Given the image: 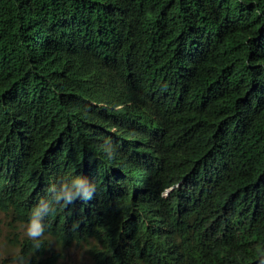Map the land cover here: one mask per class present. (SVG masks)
Instances as JSON below:
<instances>
[{
    "label": "trees",
    "instance_id": "trees-1",
    "mask_svg": "<svg viewBox=\"0 0 264 264\" xmlns=\"http://www.w3.org/2000/svg\"><path fill=\"white\" fill-rule=\"evenodd\" d=\"M76 175L26 264H264V0H0V213Z\"/></svg>",
    "mask_w": 264,
    "mask_h": 264
},
{
    "label": "clouds",
    "instance_id": "clouds-1",
    "mask_svg": "<svg viewBox=\"0 0 264 264\" xmlns=\"http://www.w3.org/2000/svg\"><path fill=\"white\" fill-rule=\"evenodd\" d=\"M116 145L111 139H106L103 150L108 159H113L116 155ZM178 187V185L174 186ZM96 185L91 183L82 175H76L69 179H61L58 184H52L48 191L50 199L41 198L31 209V213L27 224L24 227L25 236L33 242L35 249H40L45 235V225L41 223V219L48 216L53 210L54 204H62L68 206L75 201H89L93 198ZM173 189L166 188L161 195L167 196ZM264 255V253H261Z\"/></svg>",
    "mask_w": 264,
    "mask_h": 264
},
{
    "label": "rangeland",
    "instance_id": "rangeland-1",
    "mask_svg": "<svg viewBox=\"0 0 264 264\" xmlns=\"http://www.w3.org/2000/svg\"><path fill=\"white\" fill-rule=\"evenodd\" d=\"M24 227L12 212L0 213V264H26L17 256L21 243L27 238ZM51 248L61 255L57 264H92L85 244L60 246L52 243Z\"/></svg>",
    "mask_w": 264,
    "mask_h": 264
},
{
    "label": "bare ground",
    "instance_id": "bare-ground-1",
    "mask_svg": "<svg viewBox=\"0 0 264 264\" xmlns=\"http://www.w3.org/2000/svg\"><path fill=\"white\" fill-rule=\"evenodd\" d=\"M34 206V205H33Z\"/></svg>",
    "mask_w": 264,
    "mask_h": 264
}]
</instances>
